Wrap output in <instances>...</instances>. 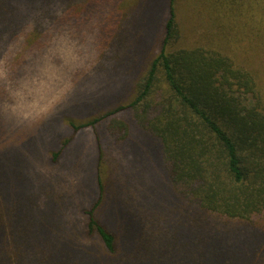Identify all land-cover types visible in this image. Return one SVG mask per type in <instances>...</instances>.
Instances as JSON below:
<instances>
[{"label": "trees", "instance_id": "trees-1", "mask_svg": "<svg viewBox=\"0 0 264 264\" xmlns=\"http://www.w3.org/2000/svg\"><path fill=\"white\" fill-rule=\"evenodd\" d=\"M22 1L0 0V43L28 46L31 31L94 22L110 73L130 76L114 92L121 102L93 99L88 113H98L63 118L69 133L49 158L47 137L38 152L31 144L42 129L14 135V146L3 142L10 120L0 118V264H264V0H32L27 10ZM27 12L46 26L28 32ZM87 128L96 198L76 227L72 218L48 225L47 182L21 174L14 185L3 163L28 167L25 158L36 156L57 165L64 152L69 167L74 138ZM135 144L150 149L155 171L132 163L140 164ZM103 146L116 150L114 177ZM148 179L159 195L141 189ZM108 190L116 196L106 210ZM139 197L145 205L135 209ZM115 217L118 234L106 225Z\"/></svg>", "mask_w": 264, "mask_h": 264}, {"label": "rangeland", "instance_id": "rangeland-1", "mask_svg": "<svg viewBox=\"0 0 264 264\" xmlns=\"http://www.w3.org/2000/svg\"><path fill=\"white\" fill-rule=\"evenodd\" d=\"M33 1L36 3L35 0ZM33 1L32 0L22 1L20 4V8L27 10L29 7H31V5H33ZM98 18L99 17H96V19ZM20 19L28 21L27 26H26L28 32L33 28L32 24H35V22L41 24V27L46 26L45 22H47V20H43V22L41 23L42 18H39V17L35 18V16H33V14L29 12L24 13L23 16L20 17ZM96 23L99 24V21L96 20ZM64 25H61V26H64ZM48 29H49V25L47 26V28H45L46 31H43L41 29H38L39 32L31 31V35L32 33H34L37 39L33 41V38H29L31 43L28 45V48L31 49V48L43 46L42 44H44L45 41L49 37ZM20 32H21L20 34H23L22 32H25V29ZM77 32H79V30H77ZM37 33L44 34L46 37L40 39L37 36ZM27 35H25V38L27 37ZM22 36L19 35V39L23 43L25 41ZM18 45H21L19 41H18ZM154 45L155 43L152 44V47ZM0 55H2V52H0ZM108 70L109 68L105 70V73L103 76L99 77L91 85L87 86L82 93L78 94L73 100V102L68 107L59 111L56 115L52 116L51 118L43 121L38 126L29 127V126L18 124L13 118H11L9 115H7L2 110H0V118L2 119L1 122H3V120L6 122L10 120V122H8V124L6 125L5 130L3 128V123H2L3 142L9 141L11 144L15 146L16 138H13L14 135L27 134V133H30L31 131H37L38 129H42L41 131L34 134V138L31 144L33 145L34 149L38 152L39 150H41V148L39 147L40 140L44 137H47L49 140L48 143L42 140L41 147L43 148L42 154L45 155L47 158H49L48 153L51 150H56L59 147V139H60L59 136L64 135V134H66L67 136L69 133V130L65 127L66 126L65 122L63 123V118H67V119L73 120L74 122L78 123L79 121H81V119L88 117V116L90 117L92 114L99 112L100 109L96 111L93 110L92 112L88 113V111H91V109H93L91 107H95L94 106L95 102L92 101L93 99L96 100L97 105L102 104L103 106L107 104L115 105V103L121 102V100L125 98V96H123L122 99L119 98L120 95L114 92L117 90H120V88L123 87V85L127 82L130 75L129 76L128 75H116L115 72L110 73L113 71L111 70L108 71ZM124 100H127V99H124ZM51 124H54V125L52 126V129L50 131ZM55 127L57 128L56 130H55ZM74 139H76V143L73 144L72 147L70 148L71 152L69 155V160L71 161V163L69 164H72V163L73 164L69 167H66V165L68 164L64 163V160H63L64 152L61 154L59 158L60 162H58L57 165L47 163L45 161L38 162V158L36 156L30 157L34 159L33 162L27 161L29 160V158H25L24 162L28 165V167H21L23 160L21 159L17 160L16 158L12 159L11 161L9 160L3 163V166L5 167V172H8V176L11 180V183L14 185H17V181L21 180V177H19V175L21 174L24 177H26L27 181L31 182L34 185H39L38 181H40L41 178L47 182L45 183V184H48L46 190L48 192L50 199H52L53 201V202L51 201L52 206H50V208L48 209V212H50L49 218H47L48 222L46 223L48 225L58 226L59 224H58L57 218L68 219V220L72 218L73 221H70L72 222V227L73 226L76 227L78 224H81L83 221V216L81 214L82 210L84 208H87L96 198L97 185H96L95 176L93 174V169L95 167V161H96L94 134L88 128L84 131L82 129L77 133V136H75ZM135 145H136V151L139 152V158H140L139 163L140 164H138L134 159H131L132 163L137 164L141 166L142 168L145 167L146 170L150 171V167L151 169H153L152 155H151L152 152L144 144H141V147H138L137 144ZM104 149H105V152H107V154H105V159H106V169L105 170L107 174H110L109 175L110 177H114L116 176L117 172L118 173L121 172L120 170H118L116 166L118 162L117 156H116L117 154L116 150H113L112 152L109 148L104 147ZM128 151H129V154H131L135 150H133V148L130 147ZM24 152L25 153L27 152L28 154H32L34 150L29 149L28 151L26 150ZM18 163H19V166H18ZM14 165L17 167H15ZM159 169L161 170L160 167ZM150 173L151 172H149L148 175H150ZM160 179L161 178L159 179L156 178L154 180L157 182ZM107 180H110V179H107ZM154 180L148 179L146 182H144V184H141V189L145 190L146 188L147 191L150 192L151 194H153L156 191V194L159 195L161 193V186H156V183L154 182L151 183ZM108 184H109V190H110V188H112L113 186L112 185L113 182H109ZM109 190H108V193H106L108 198L106 200V203L104 204V207H108L106 208V210L109 209V202L112 203L111 200L113 199V197L116 196L115 193L109 192ZM141 200L142 199L139 197L138 201H141ZM144 205H145V202L144 200H142L141 203L137 204L135 209H138L139 207L143 208ZM153 206H157V205H153ZM162 207L165 208L168 206H162ZM113 211H115V214H116L118 210L112 209L111 212L108 210L107 213L105 212V216L110 215L113 217V215H115ZM108 220L110 221H108L107 223L105 221L106 225L108 227H111V229L116 234H118L119 226L118 227L116 226V222L117 220H120V218L115 217L113 219H108ZM113 220L115 221V226L113 224ZM64 228L67 229V227H64Z\"/></svg>", "mask_w": 264, "mask_h": 264}, {"label": "clouds", "instance_id": "clouds-1", "mask_svg": "<svg viewBox=\"0 0 264 264\" xmlns=\"http://www.w3.org/2000/svg\"><path fill=\"white\" fill-rule=\"evenodd\" d=\"M56 16L62 13L57 9ZM44 45L28 48L0 43V110L18 124L33 127L68 107L110 66L94 22L77 32L49 25Z\"/></svg>", "mask_w": 264, "mask_h": 264}]
</instances>
